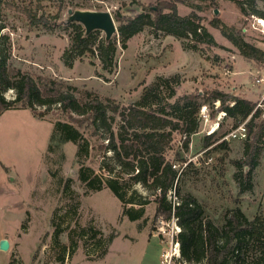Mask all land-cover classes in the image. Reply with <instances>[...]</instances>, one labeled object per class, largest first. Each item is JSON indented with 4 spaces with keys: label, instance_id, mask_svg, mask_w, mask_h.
<instances>
[{
    "label": "rangeland",
    "instance_id": "rangeland-1",
    "mask_svg": "<svg viewBox=\"0 0 264 264\" xmlns=\"http://www.w3.org/2000/svg\"><path fill=\"white\" fill-rule=\"evenodd\" d=\"M159 1L165 0H140L139 5L130 4L129 0H0V22L5 26L2 33L8 37L11 48V73L20 71L30 75L43 92L44 87L49 92L71 85L81 102L87 100V92H92L122 108L138 101L144 88L157 82L158 77L179 75L180 83L175 86L171 102L188 94L198 96L204 104L209 94L218 90L263 107L264 82L255 84L252 74L259 71L264 77V65L257 66L240 56L209 24L217 16L229 26L246 29L245 39L264 50V35L253 29V18L242 16L233 0H218L216 7L208 2L198 4L202 9L199 14L216 47L201 45L198 51L184 50L180 39L166 35L154 37L146 28L129 41L127 49L118 46V67L113 73L104 71L99 60L87 57L75 61L72 67L66 66L63 54L70 43L66 30L70 21L68 10L109 12L115 20L116 13L134 17L145 8L156 7ZM259 6L264 9L263 4ZM59 8L63 10L57 22L62 28L55 27L54 22ZM178 11L180 15H188L192 9L178 4ZM115 23L118 26L116 20ZM4 96L11 100L15 93L8 90ZM205 105L200 109L205 116L200 117L199 132L192 136L188 150L184 148V137L175 132L167 151V159L181 172L179 190L195 196L218 225L230 208L240 207L251 219L259 212L264 214V153L253 174V191L240 193L233 179L237 171L233 162L243 156V141L225 140L235 129L234 121L219 110V101ZM45 111V116H39ZM112 115L117 133L120 117ZM81 119L74 113H62L58 105L38 106L35 112L10 109L1 115L0 243L7 240L10 247L6 251L0 248V264H160L162 246L154 247L152 255L145 258L148 241L152 236L156 237L153 239L156 244L162 240L156 235L157 229L166 222L155 218L154 202L145 206L144 218L131 221L122 216V204L110 190L86 191L78 178L77 148L73 143H63L56 153L48 154L54 124L69 122L90 141L86 165L95 175L108 176L109 172L102 168L106 164L117 168L111 159L112 152L107 149L108 134L90 130ZM164 123L160 122L162 126L157 129L152 124L150 133L154 135L165 129ZM209 135L213 136L212 141L216 140L203 147V140ZM223 141L225 148L219 147ZM62 154L65 160L61 163ZM49 169L56 170L58 177L63 178L61 186L51 178ZM68 179L72 181L70 189L64 191ZM135 189L153 200L141 185ZM174 193L170 192L169 197H174ZM55 213L61 227L58 244L52 226ZM91 227L100 233L96 239L92 238ZM110 237L113 240L107 255L98 258L101 247H97V242L108 245ZM63 254L62 263L58 257Z\"/></svg>",
    "mask_w": 264,
    "mask_h": 264
},
{
    "label": "trees",
    "instance_id": "trees-1",
    "mask_svg": "<svg viewBox=\"0 0 264 264\" xmlns=\"http://www.w3.org/2000/svg\"><path fill=\"white\" fill-rule=\"evenodd\" d=\"M129 1L133 5L140 4V0ZM206 2L216 7L218 0H165L159 1L154 8L143 9L134 17L116 13L118 34L111 40H106L101 31L87 34L81 24L69 22L66 30H69L70 43L63 54L64 62L66 66L72 67L75 61L85 57L97 59L104 71L113 73L118 67V46L127 49L129 41L146 28L150 29L154 37L166 35L180 39L184 50L198 51L201 45L216 47L213 35L199 14L202 9L198 4ZM233 2L242 16L264 19V9L259 6H264V0ZM178 4L186 5L192 11L188 15H180ZM62 10L59 8L54 16L57 28H62L57 22ZM41 19L43 17L38 21ZM209 24L238 50L240 56L257 66L264 65V50L245 39L243 28L229 26L217 16ZM4 28L0 22V117L10 109H30L35 112L38 106L50 108L53 105H58L62 113L80 116L82 124H86L90 130H103L108 134L107 149L112 152L111 159L116 162L117 168L106 164L102 168L109 175H95L94 170L86 165L90 141L78 127L69 122L57 121L54 124L47 152L54 154L61 144L73 143L77 148L75 157L79 166L78 178L87 192H99L107 188L121 202L122 216L131 221L144 218L145 206L154 202L155 218L166 222L176 219L181 229L178 240L182 263L264 264V214L259 212L251 219L240 207L230 208L223 213L222 224H216L195 196L181 193L178 188L181 172L174 162L167 159L174 133L178 132L184 137V148L188 150L192 136L199 132L201 107L219 101V110L234 121L235 129L245 123L247 137L243 140V156L233 162L237 169L233 179L240 193L252 192L255 187L253 174L264 153V100L261 103L263 107H260L254 101L215 90L205 99L204 104L198 96L188 94L171 102L170 99L176 93L175 86L180 83L179 75L158 77L157 82L144 88L138 101L123 108L115 101L104 100L92 92H87V100L81 102L75 96L76 88L71 85H65L64 89H50L49 92L44 87L43 92L30 75L20 71L15 75L11 73V48L8 37L2 33ZM8 90L15 93L14 99L5 98ZM46 112L39 116H45ZM112 114L120 117L117 133H114L115 118ZM162 121H165L164 128L167 129L152 135L150 126L154 124L156 129L160 128ZM212 138V135L206 136L203 147L215 142L216 139L212 141ZM225 145L226 141H223L219 147L225 148ZM64 160L62 154L60 162ZM48 173L61 186L63 178L58 177L57 171L49 169ZM71 182V179L66 181L64 191L70 189ZM137 185L150 192L153 200L138 194L135 189ZM170 192H175V199L169 197ZM58 220V214L55 213L52 219L55 244L59 243L61 233ZM90 231L93 239L100 234L92 227ZM112 240L113 237H110L108 245L96 241L97 247H101L98 258L107 255ZM64 257L65 254L59 255L58 259L63 263Z\"/></svg>",
    "mask_w": 264,
    "mask_h": 264
},
{
    "label": "built area",
    "instance_id": "built-area-1",
    "mask_svg": "<svg viewBox=\"0 0 264 264\" xmlns=\"http://www.w3.org/2000/svg\"><path fill=\"white\" fill-rule=\"evenodd\" d=\"M251 17L253 18V21H251L253 29L264 35V19L256 16ZM243 31H246V29H243ZM228 73L230 72L228 71ZM252 76L254 77L255 84H261L264 82V77L261 76L259 71L255 74H252ZM204 116V113H200V117ZM246 137L247 130L245 123H243L236 129L229 132L224 138L225 140L238 139L243 141L246 139ZM162 223V226L157 229L156 234L158 237L162 238L160 241L163 247L160 254V264H186L182 263L181 261L180 243L178 240V234L180 233L181 229L178 226L176 219Z\"/></svg>",
    "mask_w": 264,
    "mask_h": 264
},
{
    "label": "water",
    "instance_id": "water-1",
    "mask_svg": "<svg viewBox=\"0 0 264 264\" xmlns=\"http://www.w3.org/2000/svg\"><path fill=\"white\" fill-rule=\"evenodd\" d=\"M215 15L218 14V10H215ZM70 16L69 22H77L81 24L87 34L93 31H101L104 33L106 40H111L115 35L118 34V27L116 26L115 20L109 12H92L85 10H68ZM10 247L7 240H2L0 248L4 251Z\"/></svg>",
    "mask_w": 264,
    "mask_h": 264
},
{
    "label": "crops",
    "instance_id": "crops-1",
    "mask_svg": "<svg viewBox=\"0 0 264 264\" xmlns=\"http://www.w3.org/2000/svg\"><path fill=\"white\" fill-rule=\"evenodd\" d=\"M235 74V72H234ZM156 237L155 236H152V239L150 241H148V245H147V248H146V253H145V258H146V255L147 256H150L152 255V250L154 247H160L162 246L161 242L158 241V244L154 243L153 242V239H155Z\"/></svg>",
    "mask_w": 264,
    "mask_h": 264
},
{
    "label": "bare ground",
    "instance_id": "bare-ground-1",
    "mask_svg": "<svg viewBox=\"0 0 264 264\" xmlns=\"http://www.w3.org/2000/svg\"><path fill=\"white\" fill-rule=\"evenodd\" d=\"M215 126H216V125H215ZM217 128H218V127H217ZM217 128H216V129H217ZM214 130H215V129H214Z\"/></svg>",
    "mask_w": 264,
    "mask_h": 264
}]
</instances>
